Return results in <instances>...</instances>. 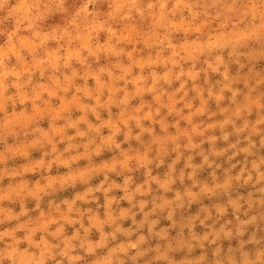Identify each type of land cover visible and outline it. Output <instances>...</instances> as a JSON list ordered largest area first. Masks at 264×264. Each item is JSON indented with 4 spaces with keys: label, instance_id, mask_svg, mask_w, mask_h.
Returning <instances> with one entry per match:
<instances>
[{
    "label": "rangeland",
    "instance_id": "374dc122",
    "mask_svg": "<svg viewBox=\"0 0 264 264\" xmlns=\"http://www.w3.org/2000/svg\"><path fill=\"white\" fill-rule=\"evenodd\" d=\"M0 264H264V0H0Z\"/></svg>",
    "mask_w": 264,
    "mask_h": 264
}]
</instances>
